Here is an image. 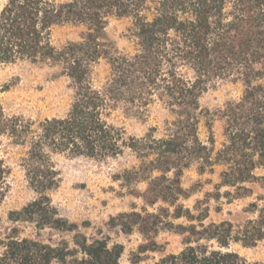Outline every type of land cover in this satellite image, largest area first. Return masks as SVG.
Here are the masks:
<instances>
[{
    "label": "trees",
    "instance_id": "obj_1",
    "mask_svg": "<svg viewBox=\"0 0 264 264\" xmlns=\"http://www.w3.org/2000/svg\"><path fill=\"white\" fill-rule=\"evenodd\" d=\"M111 17L132 20L134 51L122 53L105 35ZM83 26L80 41L61 47L52 31L61 25ZM104 60L108 73L96 79ZM29 61L60 68L74 94L67 113L33 121L8 115L0 104V203L9 191L11 167L1 156L2 137L25 146L23 166L36 192L29 203L9 212L13 222L73 231L60 218L48 192L59 185L52 154L105 159L132 152L139 164L125 171V180H148L141 197L147 204L173 203L185 169L199 172L221 166L218 187H230L231 198L253 194L264 176V0H4L0 5V66ZM218 82H238L242 94L215 113L223 123L216 144L211 110L201 96ZM163 107L169 118L162 128L151 126L142 136L127 135L110 120L119 108L144 117L151 105ZM208 127L200 136L201 123ZM154 172L159 175L152 176ZM233 191V192H232ZM254 217L235 225L230 220L180 225L186 245L151 264H264L231 250L232 241L253 246L264 238V194L245 209ZM184 214L178 212L176 217ZM152 213L123 212L110 220L125 232L145 228ZM193 219L194 215L187 212ZM90 222H83L88 227ZM195 242L192 244V242ZM144 247L145 250H154ZM123 245L76 232L71 242L56 245L20 237L18 227L0 238V264H120ZM136 257L133 263H138Z\"/></svg>",
    "mask_w": 264,
    "mask_h": 264
},
{
    "label": "rangeland",
    "instance_id": "obj_2",
    "mask_svg": "<svg viewBox=\"0 0 264 264\" xmlns=\"http://www.w3.org/2000/svg\"><path fill=\"white\" fill-rule=\"evenodd\" d=\"M3 1L0 0V5ZM131 26L132 20L128 17H111L105 27L106 37L122 53L134 51ZM84 31L83 26H57L52 31V43L61 47L68 41H80ZM107 73L108 66L101 60L95 68L96 79H102ZM242 92L243 86L238 82H218L200 98L202 107L213 113L211 127L217 145L222 140L223 123L214 114L215 110L237 99ZM73 94L70 80L61 74L59 67L29 61L0 66V104L6 114L32 120L33 128H37L38 123L45 118L64 116ZM167 118L166 110L154 104L144 117L128 115L119 108L112 112L110 120L123 127L127 135L142 136L151 126H157L160 130ZM207 135L208 127L203 121L200 136L206 139ZM26 149L2 137L1 156L11 167V172L8 177L9 191L0 203V238H5L17 226L20 237L56 245L62 240L71 242L74 233L78 231L88 240L105 238L109 246L122 244L120 264H151L165 254L178 253L186 245L185 239L188 236L180 225L198 224L200 218H204L205 223L230 220L238 225L254 217L245 209L256 200L258 194H264L262 181H258L249 184L253 190L252 195L230 198L225 193L226 190H232L230 187H218L221 166H215L213 171L199 172L192 165L184 170L180 178L183 191L173 203L160 200L151 205L141 197L149 179L137 182L125 180V171L139 164L129 150L105 159L52 154L59 185L48 192L50 201L60 218L78 227L73 231L38 228L33 222H13L9 219L10 211L19 210L37 196L28 184L23 166ZM255 173L264 176V169L259 168ZM157 175L159 172L152 174L153 177ZM131 211L141 212L143 216L152 213L154 216L149 218L145 228L135 225L130 232L109 223L120 213ZM188 211L194 215L193 219L186 216ZM178 212L184 215L176 217ZM86 221L90 222L88 227L83 226ZM152 242L157 244L155 249L143 251L145 246L152 247ZM229 248L249 261H264V238L253 246H243L240 242L232 241ZM136 257L140 261L133 263Z\"/></svg>",
    "mask_w": 264,
    "mask_h": 264
}]
</instances>
